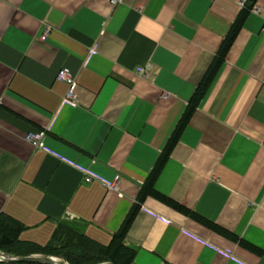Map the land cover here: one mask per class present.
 Segmentation results:
<instances>
[{
	"label": "crops",
	"instance_id": "obj_1",
	"mask_svg": "<svg viewBox=\"0 0 264 264\" xmlns=\"http://www.w3.org/2000/svg\"><path fill=\"white\" fill-rule=\"evenodd\" d=\"M239 2L0 0V217L21 239L68 222L103 245L125 228L133 264H264V0L234 34Z\"/></svg>",
	"mask_w": 264,
	"mask_h": 264
},
{
	"label": "trees",
	"instance_id": "obj_2",
	"mask_svg": "<svg viewBox=\"0 0 264 264\" xmlns=\"http://www.w3.org/2000/svg\"><path fill=\"white\" fill-rule=\"evenodd\" d=\"M258 0H249V4L245 6V11L239 22L234 28V34L243 24L246 15L253 9ZM221 60H218L210 70V75L206 81L198 89L194 98L190 102L188 110L178 127V131L174 134L168 147H166L163 160L169 155L173 146L176 144L179 134L185 126L187 117L197 105L198 99L204 93V90L213 80L217 66ZM162 160V162H163ZM158 168L156 174L159 172ZM25 225L10 216L0 217V252L10 256L20 258L30 257L34 255H42L46 257H59L65 259L70 264H133L137 251L135 248L126 244V229L117 232L108 245H103L86 235L79 227H75L68 222L59 224L51 241L46 245H40L36 242L21 239V234L25 230ZM0 264H9L2 263ZM13 264H33V263H13Z\"/></svg>",
	"mask_w": 264,
	"mask_h": 264
},
{
	"label": "built area",
	"instance_id": "obj_3",
	"mask_svg": "<svg viewBox=\"0 0 264 264\" xmlns=\"http://www.w3.org/2000/svg\"><path fill=\"white\" fill-rule=\"evenodd\" d=\"M249 0H240L239 4L241 7H245L247 5ZM117 0H114V3H116ZM143 69H139L138 73L139 74H143ZM58 78L61 81H64L66 83L69 84V92L67 93L65 99L67 101H75V91L77 89V84H76V80L74 75L71 73L70 70L68 69H63L62 71H60ZM26 142H28L29 144H31L33 147H35L36 149H43L44 146V134L40 133V132H31L29 134L26 135L25 137ZM91 179L88 178L87 182H90ZM119 181V177H116V183L113 185H110V189L113 190H117L118 186H117V182Z\"/></svg>",
	"mask_w": 264,
	"mask_h": 264
},
{
	"label": "water",
	"instance_id": "obj_4",
	"mask_svg": "<svg viewBox=\"0 0 264 264\" xmlns=\"http://www.w3.org/2000/svg\"><path fill=\"white\" fill-rule=\"evenodd\" d=\"M0 262L2 263H33V264H68L65 259L55 257H41V256H30V257H16L9 256L5 253L0 252Z\"/></svg>",
	"mask_w": 264,
	"mask_h": 264
},
{
	"label": "rangeland",
	"instance_id": "obj_5",
	"mask_svg": "<svg viewBox=\"0 0 264 264\" xmlns=\"http://www.w3.org/2000/svg\"><path fill=\"white\" fill-rule=\"evenodd\" d=\"M52 237H53V235H52ZM52 237H51V238H52ZM47 244H48V243H47ZM45 245H46V244H45ZM34 256L46 257V256H42V255H34ZM55 258H59V257H55ZM67 263L70 264L68 261H67ZM102 264H109V263H102Z\"/></svg>",
	"mask_w": 264,
	"mask_h": 264
}]
</instances>
